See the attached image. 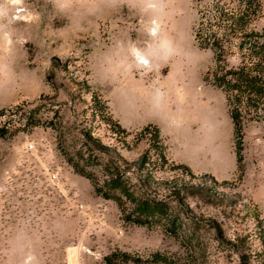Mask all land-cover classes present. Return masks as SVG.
<instances>
[{
    "label": "rangeland",
    "instance_id": "374dc122",
    "mask_svg": "<svg viewBox=\"0 0 264 264\" xmlns=\"http://www.w3.org/2000/svg\"><path fill=\"white\" fill-rule=\"evenodd\" d=\"M216 1L0 0V264H264V121L235 137L194 35ZM87 118L132 183L151 174L149 223L65 161L57 128Z\"/></svg>",
    "mask_w": 264,
    "mask_h": 264
},
{
    "label": "trees",
    "instance_id": "16d2710c",
    "mask_svg": "<svg viewBox=\"0 0 264 264\" xmlns=\"http://www.w3.org/2000/svg\"><path fill=\"white\" fill-rule=\"evenodd\" d=\"M263 1L218 0L201 12L194 31L199 47L212 52L211 83L225 95L237 139H241L247 124L264 121V31L257 33L250 29ZM91 99L92 105L87 108L92 111L89 116L95 119L100 114L112 132L125 135V131L109 117L105 102L95 93ZM40 107L22 113L26 127L39 124L36 114ZM88 123L87 118L74 125L72 130L63 126L57 128L59 150L65 161L76 174L92 183L97 196L114 201L120 208L125 203L134 204V212L138 213L136 223H149V219L162 209L155 200L140 193L143 188L150 187L151 174H146L144 179L139 176V180L132 183L122 158L118 154L108 155V149L101 145L93 134L92 124ZM146 130L139 136L142 137ZM158 160L162 164L166 162L163 153L159 154ZM145 163L146 158L142 157L134 165L139 175H142Z\"/></svg>",
    "mask_w": 264,
    "mask_h": 264
},
{
    "label": "bare ground",
    "instance_id": "6f19581e",
    "mask_svg": "<svg viewBox=\"0 0 264 264\" xmlns=\"http://www.w3.org/2000/svg\"><path fill=\"white\" fill-rule=\"evenodd\" d=\"M139 59L141 60V62H140L141 64H143V65H144V64H146V63H147L145 59H143V58H141V57H139Z\"/></svg>",
    "mask_w": 264,
    "mask_h": 264
}]
</instances>
